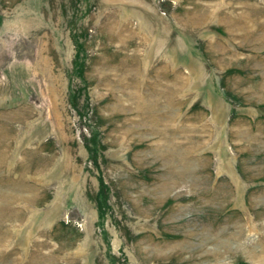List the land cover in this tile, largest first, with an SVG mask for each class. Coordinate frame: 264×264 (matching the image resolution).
<instances>
[{"label": "rangeland", "instance_id": "obj_1", "mask_svg": "<svg viewBox=\"0 0 264 264\" xmlns=\"http://www.w3.org/2000/svg\"><path fill=\"white\" fill-rule=\"evenodd\" d=\"M0 264H264V0H0Z\"/></svg>", "mask_w": 264, "mask_h": 264}]
</instances>
